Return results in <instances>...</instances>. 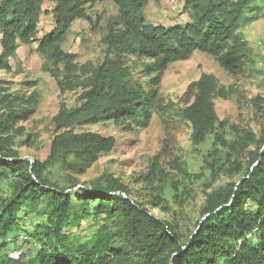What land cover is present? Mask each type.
<instances>
[{
	"label": "trees",
	"instance_id": "obj_1",
	"mask_svg": "<svg viewBox=\"0 0 264 264\" xmlns=\"http://www.w3.org/2000/svg\"><path fill=\"white\" fill-rule=\"evenodd\" d=\"M101 1L0 0V70L11 72L19 48L39 41L61 95L81 91L75 107L61 102L53 117L48 156L32 161L21 154L19 144L27 134L22 124L37 111L38 93L0 88V180H8L10 188L0 202V264H264V132L233 126V137H226L228 124L220 121L215 100L228 98L234 86L226 88L217 75L203 73L179 104L164 108L158 90L136 81L124 62L125 54L148 57L154 60L151 70L161 77L171 63L200 51L217 57L233 75L248 74L255 61L245 28L261 18L263 6L256 0H183L190 20L166 25L146 21L147 0H111L122 28L110 25L108 54L100 64L80 65L64 47L65 35L78 19L90 20L88 7ZM49 3L53 28L38 39ZM157 110L188 123L195 146L215 135L217 148L205 160L212 182L193 230L186 232L178 221L150 211L147 204L168 209L163 197L137 200L118 178L62 186L47 176L57 165L84 172L115 150L114 136L84 130L86 126L114 121L127 131L145 129ZM174 168L182 176L187 173L179 161ZM159 169L157 156L152 174ZM223 177L227 180L215 186ZM29 215L44 220L28 229L22 221ZM88 218L95 231L82 242L80 230ZM20 233L39 244L29 258L15 259L5 250Z\"/></svg>",
	"mask_w": 264,
	"mask_h": 264
},
{
	"label": "rangeland",
	"instance_id": "obj_2",
	"mask_svg": "<svg viewBox=\"0 0 264 264\" xmlns=\"http://www.w3.org/2000/svg\"><path fill=\"white\" fill-rule=\"evenodd\" d=\"M174 2V3H173ZM255 4L263 6L261 18L245 28L249 49L255 64L250 66L248 74H236L225 70L215 56L196 51L189 59L171 63L161 77L151 70L154 60L139 54H125L124 62L130 68L133 78L147 89H157L161 106L179 104L188 86L200 78L203 73L217 75L226 88L234 86L228 98L215 100L220 121L228 124L226 137H233V126L253 129L258 135L264 132V0ZM183 0H147L144 9L146 21L153 24L184 23L190 20V11L183 7ZM90 20L78 19L65 35L64 47L74 53L80 65L100 64L108 54L105 36L111 24L116 29L119 10L111 0H103L87 9ZM44 15L41 27L42 38L50 30ZM12 71L0 70V88L10 92L27 94L36 91L39 105L35 115L23 123L27 134L20 139L19 150L30 160H44L50 151L55 134L53 117L63 102L69 108L78 104L80 90L68 91L61 95L56 79L49 67L48 54L39 48V41L22 45L15 57L11 59ZM62 69V66H61ZM159 78V84L157 79ZM84 130L114 136L117 145L114 151L102 156L97 163L84 172H73L67 167L57 165L47 174L49 179L62 186L90 185L92 181L102 182L112 177L122 180L130 189L131 196L147 202L155 196L163 197L167 203L163 207L147 204L150 211L159 218L178 221L180 228L187 232L193 230L201 218V208L205 201V189L212 182L210 171L205 160L216 149L215 135L199 146L192 142V129L171 113L154 111L153 120L148 128L127 131L114 121L86 126ZM30 136V137H29ZM27 142V143H25ZM159 157L160 169L152 174V164ZM179 161L187 172L181 175L175 166ZM227 180L223 177L215 186ZM79 186H77L78 188ZM74 191V190H73ZM10 188L8 180H0V202L8 198ZM25 208H22V212ZM26 220V221H25ZM22 221L31 229L36 223L44 220L40 216L29 215ZM92 218L84 219L80 230L81 241L91 239L95 228ZM91 225V226H89ZM23 231V230H21ZM21 246L8 245L6 252L21 247L23 256L31 257L38 250L39 244L29 237L16 239ZM14 243V244H15Z\"/></svg>",
	"mask_w": 264,
	"mask_h": 264
},
{
	"label": "crops",
	"instance_id": "obj_3",
	"mask_svg": "<svg viewBox=\"0 0 264 264\" xmlns=\"http://www.w3.org/2000/svg\"><path fill=\"white\" fill-rule=\"evenodd\" d=\"M48 6V7H47ZM51 7L50 3L46 6H44V13L42 14V17H41V22H40V26L42 25V21H43V17L45 15L46 17V20L48 22L47 24V27L49 30H51L53 28V21H52V16L49 12H47V8ZM40 31H41V27H40ZM39 31V34L38 35H41V32ZM0 41H1V35H0ZM2 48H1V44H0V52H1Z\"/></svg>",
	"mask_w": 264,
	"mask_h": 264
},
{
	"label": "built area",
	"instance_id": "obj_4",
	"mask_svg": "<svg viewBox=\"0 0 264 264\" xmlns=\"http://www.w3.org/2000/svg\"><path fill=\"white\" fill-rule=\"evenodd\" d=\"M21 244H23V243H21V241L20 242H16L14 244V246H21ZM14 248H15L14 250H10L9 249L8 252H9V254H10L11 257H13L15 259H18V258H20L23 255L22 248L21 247H18V248L17 247H14Z\"/></svg>",
	"mask_w": 264,
	"mask_h": 264
},
{
	"label": "bare ground",
	"instance_id": "obj_5",
	"mask_svg": "<svg viewBox=\"0 0 264 264\" xmlns=\"http://www.w3.org/2000/svg\"><path fill=\"white\" fill-rule=\"evenodd\" d=\"M23 213V212H22ZM26 221V220H25ZM27 224V223H26ZM28 225V224H27ZM26 226V225H25ZM10 236V235H9ZM25 234L24 233H20V235L17 237V239H20V238H24ZM9 240H12V238H9ZM8 240V241H9ZM15 240V239H14ZM13 240V241H14ZM1 243V242H0ZM10 244V243H9ZM12 245V244H11Z\"/></svg>",
	"mask_w": 264,
	"mask_h": 264
}]
</instances>
